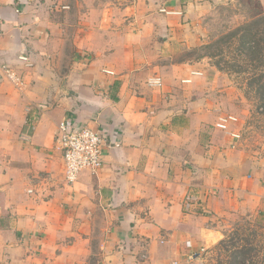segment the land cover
Instances as JSON below:
<instances>
[{"label":"crops","instance_id":"obj_1","mask_svg":"<svg viewBox=\"0 0 264 264\" xmlns=\"http://www.w3.org/2000/svg\"><path fill=\"white\" fill-rule=\"evenodd\" d=\"M160 3L164 28L141 19L156 36L151 53H137L134 20L122 41L99 27L91 42L84 25L74 51L53 0H0V249L15 264H79L92 253L99 264H163L220 241L238 198L264 205V162L216 127V105L200 94L212 70L162 53L185 4ZM63 120L104 139L102 167L70 185Z\"/></svg>","mask_w":264,"mask_h":264},{"label":"rangeland","instance_id":"obj_2","mask_svg":"<svg viewBox=\"0 0 264 264\" xmlns=\"http://www.w3.org/2000/svg\"><path fill=\"white\" fill-rule=\"evenodd\" d=\"M165 1L53 0L52 5L56 6L53 11L60 23L58 35L66 33L74 51L75 40L84 25H88L86 29L91 42L96 39L99 27L106 29V39L122 41L128 34L126 24L134 20L137 46L145 47L146 51L150 47L147 52L137 53H151L154 39L149 35L156 36L155 32L141 30L139 21L148 18L145 22L164 28L165 13L161 12L160 2ZM181 1L185 9L183 16L179 20L176 18L172 26L175 38L168 42L162 53H173L170 56L173 61H193L199 63L201 70H212L209 78H199L198 86L202 87V97L210 94V100L216 105V125L227 116L233 117L236 122H229L227 126L239 137L238 149L253 161L264 162V22L259 27V53L246 56V46L241 39L247 28L245 23L264 14V0ZM161 33L159 31V38ZM178 36L184 40L178 41ZM63 46L64 42H61V51ZM238 199L237 207L225 217L220 241L163 264H235L234 258L241 260L239 264H264V205L250 196ZM99 261L92 253L78 263L99 264ZM0 264H15L2 249Z\"/></svg>","mask_w":264,"mask_h":264},{"label":"built area","instance_id":"obj_3","mask_svg":"<svg viewBox=\"0 0 264 264\" xmlns=\"http://www.w3.org/2000/svg\"><path fill=\"white\" fill-rule=\"evenodd\" d=\"M1 71L16 88L21 87V79L11 69L1 65ZM229 122L236 121L233 117L227 116L216 127L228 131ZM56 136L58 149L61 151L64 162L63 180L66 184L74 183L83 171L96 172L102 167L104 139L98 131L79 126L70 120H63L56 126ZM230 136L235 140L239 138L235 133H230ZM187 195L185 200L193 202L192 193H187Z\"/></svg>","mask_w":264,"mask_h":264},{"label":"trees","instance_id":"obj_4","mask_svg":"<svg viewBox=\"0 0 264 264\" xmlns=\"http://www.w3.org/2000/svg\"><path fill=\"white\" fill-rule=\"evenodd\" d=\"M264 22V14L256 15V18L249 20L245 23L247 28H244L243 35L244 37L241 38L242 42L244 41V49L246 52V56H252L254 54L259 53V44H258V37H259V27ZM217 56V55H215ZM254 58V57H252ZM235 264H239L240 261H236V258L233 259Z\"/></svg>","mask_w":264,"mask_h":264}]
</instances>
